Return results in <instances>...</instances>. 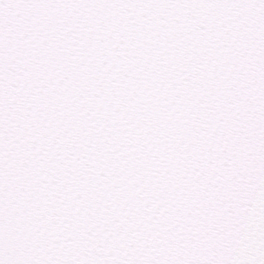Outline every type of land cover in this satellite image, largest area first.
Returning a JSON list of instances; mask_svg holds the SVG:
<instances>
[{
  "label": "snow or ice",
  "instance_id": "6c2138e0",
  "mask_svg": "<svg viewBox=\"0 0 264 264\" xmlns=\"http://www.w3.org/2000/svg\"><path fill=\"white\" fill-rule=\"evenodd\" d=\"M0 264H264V0H0Z\"/></svg>",
  "mask_w": 264,
  "mask_h": 264
}]
</instances>
